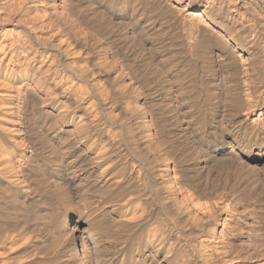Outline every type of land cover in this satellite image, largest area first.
<instances>
[{"label": "bare ground", "instance_id": "6f19581e", "mask_svg": "<svg viewBox=\"0 0 264 264\" xmlns=\"http://www.w3.org/2000/svg\"><path fill=\"white\" fill-rule=\"evenodd\" d=\"M0 264H264V0H0Z\"/></svg>", "mask_w": 264, "mask_h": 264}]
</instances>
